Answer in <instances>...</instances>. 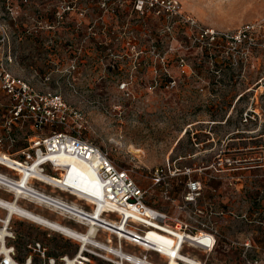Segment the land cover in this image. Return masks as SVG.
<instances>
[{"label":"rangeland","instance_id":"374dc122","mask_svg":"<svg viewBox=\"0 0 264 264\" xmlns=\"http://www.w3.org/2000/svg\"><path fill=\"white\" fill-rule=\"evenodd\" d=\"M136 1L0 0V61L35 94L59 96L75 115L35 131L31 121L14 119L0 91V152H27L33 136L51 132L80 137L146 191L144 204L164 215L165 227L212 237V249L184 245L182 253L197 264H264V0H172L175 13L159 0H143L141 9ZM161 168L166 196L151 183ZM0 174L18 179L1 166ZM190 182L200 187L192 204L185 200ZM30 186L91 211L43 183ZM0 198L14 196L0 187ZM18 204L86 231L45 205ZM9 226L19 262L36 244L55 259L71 260L80 249L18 217ZM109 234L95 239L106 244ZM85 250V264L112 257ZM122 250L166 262L126 242Z\"/></svg>","mask_w":264,"mask_h":264},{"label":"built area","instance_id":"2783aa9c","mask_svg":"<svg viewBox=\"0 0 264 264\" xmlns=\"http://www.w3.org/2000/svg\"><path fill=\"white\" fill-rule=\"evenodd\" d=\"M153 1L158 3V0ZM159 1L162 5L167 4L168 9L173 13L176 12L177 5L174 1ZM136 4L141 9L143 0H137ZM123 88L124 85L121 86V89ZM0 91L9 99L14 119L17 121H31L33 123V130L35 131H41L44 122L65 125L69 117H75L59 96L35 94L27 83L11 76L6 70L5 64L1 61ZM21 156L22 160H13V162H16L19 166L24 165L27 167L40 159V174L50 177L48 179L51 180L49 182L30 178L31 182L43 183L60 193L84 202L95 210L98 209V204H101L102 210L100 216L102 218L116 221L117 223L122 222L129 230L136 233L134 235L130 232H125V236L121 239V242H126L137 248L147 250V252L158 254V250L147 246L149 244L144 243V246H142L139 242L142 240V235H144V228L150 230H156V228L161 229L162 227L167 228L163 222L165 219L164 215L144 204L146 191L138 188L130 179L129 175L125 171L119 170L97 146L66 132H51L50 135L45 137L33 136L30 141L29 151L22 152ZM0 166L2 167V165ZM4 169L7 168L4 167ZM47 170L59 174L57 177H51L45 173ZM75 170L86 171L94 176V186L98 194L97 198L94 196H88L87 198L79 197L65 186H60L59 183L56 185L53 184L52 181H55L54 179H58L59 181L63 176L68 177L71 171ZM151 183L154 187H160L166 196L169 181L165 174V169H156L151 177ZM199 189L198 183H188V195L185 200L188 203H194ZM38 195L42 199L49 200L57 205L59 208L53 209L56 213L58 212L59 215L64 216L75 225L87 229L85 220L82 218L88 215L86 213L87 211L75 210L72 207L75 204L59 202L55 198L42 194ZM111 217H115L116 219L112 220ZM100 222L98 221L99 224L96 227L95 237L100 232L109 234L108 228H110V225L105 222ZM9 224L10 220L5 219V217H0V264H34V259L40 261V264H67L68 260H70L66 256L58 259L46 257L45 250L39 244H36L34 247H29L32 252L22 262H19L17 259V251L12 244L14 237L10 231ZM126 236L129 240L125 238ZM211 238L207 235L203 237V241L206 243L204 247L213 248L214 240L211 242ZM115 249L121 252L120 242H118ZM85 252L86 250L80 246L78 254L75 258L71 259L72 264L88 263L89 259L83 257ZM112 257L116 258L115 256ZM112 257H106L104 260L109 264H123L124 262L137 264L134 260L125 261L116 258L118 259L116 261ZM146 258V256L142 257L143 260H146Z\"/></svg>","mask_w":264,"mask_h":264},{"label":"bare ground","instance_id":"6f19581e","mask_svg":"<svg viewBox=\"0 0 264 264\" xmlns=\"http://www.w3.org/2000/svg\"><path fill=\"white\" fill-rule=\"evenodd\" d=\"M0 165H2L3 168L6 167L8 170L14 171L18 174L17 180L10 179L7 176L0 174V187H2L6 190V192L14 196V199L10 202L0 198V210L5 213V219L11 220L14 217H18L34 224L43 226L49 230L61 234L62 236L68 239L77 242L79 246L82 247V249H85L86 246H90L108 255L115 256L116 258H120L125 261L134 260L137 264H154L147 260V258L146 260H143L142 257H137L135 255L124 253L123 250L119 252L118 250L112 248L111 243L113 236L116 238L117 242H120V246L122 249L121 239L124 238V233L130 232L134 235H136V233L134 231L129 230L122 222L117 223L116 221H111L102 218L100 216L102 210L101 204H98L99 206L97 210L91 208L90 212H86L78 206L72 205L75 210L86 212L88 214L86 217L81 216L82 218H84L83 220H85V225L87 226L86 231L83 233L74 231L72 229H69L68 227H64L60 224L54 223L51 220L48 221L44 219V217L42 218L39 215H36L35 213L19 206L18 201L22 199L28 200L37 205H45L52 209L59 208L51 201L42 199L38 195L40 193L35 191L30 186V178H36L41 181H51L50 179H48L50 177H46L45 175L40 174V159L34 162L32 165H28L26 167L24 165L19 166L16 162H13V160L9 157L0 154ZM54 180L55 181H52L54 185L59 183L60 186L63 185L69 188L73 193H75L79 197L87 198L88 196H94L97 198L98 196L94 186V176L87 173L86 171H71L68 177L63 176V178L59 181L58 179ZM55 199L59 202L65 203L61 199ZM75 215L79 216L78 214ZM98 221L105 222L110 225V228H108L110 234L107 237L106 244H100L95 239L96 227L99 224ZM143 233L144 235H142V240L139 242V244L144 246L143 244L147 243L149 244L147 245L148 247L151 246L158 250V255L165 258V264H197L193 259L182 253V251L184 250V245L186 243L198 245L201 247H204L206 245L205 241H203V235L191 237L178 232L177 229L173 230L170 228L162 227L161 229L156 228V230H150L144 228ZM125 238L129 240L127 236ZM210 241L213 242L212 239H210ZM141 250L143 252H147V250ZM67 264H72L71 260H68Z\"/></svg>","mask_w":264,"mask_h":264},{"label":"crops","instance_id":"0c3cea01","mask_svg":"<svg viewBox=\"0 0 264 264\" xmlns=\"http://www.w3.org/2000/svg\"><path fill=\"white\" fill-rule=\"evenodd\" d=\"M29 149H25L24 151H27ZM23 151L20 149V150H16V151H11L10 150H6V151H1L0 154H3L7 157H9L10 159L12 160H22V156H21V153ZM35 191L39 192L40 194L44 195V196H48V197H52V198H58V199H61V196H57L55 195V193L51 190H47V189H35L34 187H32ZM59 194H63V193H60ZM32 212V211H31ZM44 212V211H43ZM36 215H39L40 217H44V219L48 220V221H52L54 223H57V224H60L64 227H67V225L62 221V219H60L59 217H54V216H51V217H47L45 215H41V214H38V213H35Z\"/></svg>","mask_w":264,"mask_h":264},{"label":"trees","instance_id":"16d2710c","mask_svg":"<svg viewBox=\"0 0 264 264\" xmlns=\"http://www.w3.org/2000/svg\"><path fill=\"white\" fill-rule=\"evenodd\" d=\"M244 45V41H242L240 44H239V46L238 47H242ZM230 57V59L229 60H227L228 62H230V60H232L231 59V56H229Z\"/></svg>","mask_w":264,"mask_h":264}]
</instances>
